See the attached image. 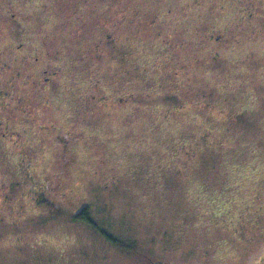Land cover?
Masks as SVG:
<instances>
[{
  "label": "rangeland",
  "instance_id": "374dc122",
  "mask_svg": "<svg viewBox=\"0 0 264 264\" xmlns=\"http://www.w3.org/2000/svg\"><path fill=\"white\" fill-rule=\"evenodd\" d=\"M153 263L264 264V0H0V264Z\"/></svg>",
  "mask_w": 264,
  "mask_h": 264
},
{
  "label": "flooded vegetation",
  "instance_id": "af4514ba",
  "mask_svg": "<svg viewBox=\"0 0 264 264\" xmlns=\"http://www.w3.org/2000/svg\"><path fill=\"white\" fill-rule=\"evenodd\" d=\"M38 59L39 58L37 57L36 60H38ZM47 79H49V78L46 77V80ZM66 133L67 132L65 131L64 137L66 136V137L72 138V134L71 133L70 134H67V135H66ZM65 140H66L67 143H69L67 139H65ZM29 150H33L34 152H36L38 150V146H36V145L35 146H30L27 149H24V152H27L29 154V152H31ZM31 153H33V152H31ZM56 155L58 157L57 159H59L60 161L61 160H65V161L67 160L68 161V159L66 158V155H65V158L66 159L63 156L60 155V149L59 148H58V151L56 152ZM30 161H32L33 163H35L33 160H30ZM32 162H30V164H32ZM36 164H37V162H36ZM36 188H37L36 190L38 192H42V193H44L46 191H48V192L50 191L51 193H53L54 195H56L57 198H59V201L62 202V203H65V204H73V200H70L68 197H66L67 196V191H66V189L64 187V184H63L62 180H60L58 182L57 192H52L51 191L52 188H51L48 180H44L42 182L37 181L36 182Z\"/></svg>",
  "mask_w": 264,
  "mask_h": 264
},
{
  "label": "trees",
  "instance_id": "16d2710c",
  "mask_svg": "<svg viewBox=\"0 0 264 264\" xmlns=\"http://www.w3.org/2000/svg\"><path fill=\"white\" fill-rule=\"evenodd\" d=\"M82 209V208H81ZM81 212L78 213L77 218L90 222V217L85 209L80 210Z\"/></svg>",
  "mask_w": 264,
  "mask_h": 264
},
{
  "label": "water",
  "instance_id": "95a60500",
  "mask_svg": "<svg viewBox=\"0 0 264 264\" xmlns=\"http://www.w3.org/2000/svg\"><path fill=\"white\" fill-rule=\"evenodd\" d=\"M153 264H156V263H153Z\"/></svg>",
  "mask_w": 264,
  "mask_h": 264
}]
</instances>
